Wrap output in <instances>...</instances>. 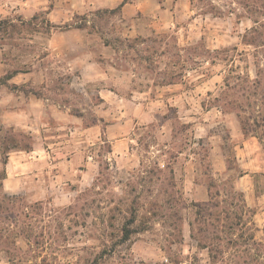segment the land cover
<instances>
[{
    "label": "rangeland",
    "instance_id": "1",
    "mask_svg": "<svg viewBox=\"0 0 264 264\" xmlns=\"http://www.w3.org/2000/svg\"><path fill=\"white\" fill-rule=\"evenodd\" d=\"M122 1L0 0L8 70L34 67L64 108L39 122L27 189L1 183L33 139L0 138V264H264V149L236 113L262 109L264 46L245 42L264 44V0H195L193 36L186 15L135 32Z\"/></svg>",
    "mask_w": 264,
    "mask_h": 264
},
{
    "label": "crops",
    "instance_id": "2",
    "mask_svg": "<svg viewBox=\"0 0 264 264\" xmlns=\"http://www.w3.org/2000/svg\"><path fill=\"white\" fill-rule=\"evenodd\" d=\"M117 7H120V12L123 17L132 21L130 29L133 28V30L138 33L142 31H162L166 30L167 27L168 29L177 27L179 30L181 28L180 25H178L180 22L179 19L186 15L191 18L188 21L191 28L186 27L185 31L193 36L197 33V29H199L196 25L198 17L203 16L202 18H204V15H201L204 13H199L197 11L195 0H123L116 8ZM5 51V48H0V138L7 129H10L17 132H22L23 130L27 131L31 139H33L32 146L29 148L24 149L17 147L13 149V153L15 154L20 155V153L23 152L27 153L29 155L28 160H21L19 162L16 158L22 156H17L14 159V163H17L16 169L12 163V156L9 155L8 160L4 163L6 175L2 180V186L5 190L17 191L27 189L23 183L34 181L38 175L42 174L39 168L40 162L38 160L41 157L38 156L39 122H42L43 119H47L45 115L48 114V112H55V115L59 117L64 108L62 106H47L46 102H41V100L45 99L39 95V78L36 69L31 66H26V68L21 67L15 70H8L7 67H9L10 64L5 57L7 53ZM27 55L24 54V52L20 53V57ZM78 78L81 79V77ZM83 79H85V77H83ZM51 80L53 81V78H51ZM47 81L48 78L46 77L45 83H47ZM40 82L43 83L44 80H40ZM47 85L48 84H46V87ZM50 115L51 113L49 116ZM76 117H78L76 114H70V119ZM238 121L240 133L243 137H246L242 131L240 120ZM94 126H97V124L95 123ZM250 138L255 139L257 143L260 144L257 137L252 136ZM71 160H77L81 162V164H85L87 168L83 167L85 169L81 170L84 174L91 168L90 165H95L94 163L86 161L85 155L82 157V160H80L78 151L71 155ZM18 167L27 168V170L21 171ZM76 168V165L72 164L70 174L72 170L76 171ZM26 172H28L26 174L27 178H24L22 183L21 181L17 182L18 179L15 178L16 175H23V173Z\"/></svg>",
    "mask_w": 264,
    "mask_h": 264
},
{
    "label": "trees",
    "instance_id": "3",
    "mask_svg": "<svg viewBox=\"0 0 264 264\" xmlns=\"http://www.w3.org/2000/svg\"><path fill=\"white\" fill-rule=\"evenodd\" d=\"M254 22L256 23L257 20H254ZM253 30H255V28ZM245 37H246V34L244 35V38ZM245 43L246 44H253L256 48L264 46V44L258 45V44H255L254 42H245ZM263 50H264V48H263ZM258 75L259 74L257 73V76ZM225 80L228 83L227 77L225 78ZM261 82L262 81L259 78L256 81L252 82L255 89H257V87L259 86V84ZM249 94H251V93H249ZM253 94H256V93H253ZM243 96H245V94H243ZM260 100L261 101L259 103L258 108L262 107V109L257 110L256 108L249 106L250 108H254L255 110H257L258 112H261V113H258V115L253 112L254 110L253 111L251 109L247 110V108H245L246 106H243L242 104H239L237 106V110H236L237 112L236 113L239 117L243 133L246 136L252 135V136L257 137L262 148L264 149V106H260V105H264V96L263 95L261 96ZM236 101H238V100H236ZM5 175H6V173H4L2 180L5 177ZM262 175L264 176V173ZM226 217L228 218V217H230V215L228 214ZM236 218L240 219V217L238 215H236ZM129 237H130V233L127 232L125 239H129ZM252 238H255V236H252Z\"/></svg>",
    "mask_w": 264,
    "mask_h": 264
}]
</instances>
